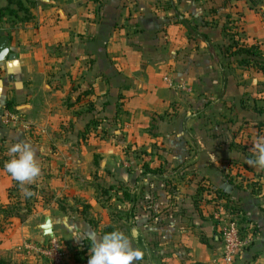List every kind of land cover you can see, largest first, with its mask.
Instances as JSON below:
<instances>
[{"label": "crops", "instance_id": "crops-1", "mask_svg": "<svg viewBox=\"0 0 264 264\" xmlns=\"http://www.w3.org/2000/svg\"><path fill=\"white\" fill-rule=\"evenodd\" d=\"M20 2V9L10 5L14 14L0 15L12 56L0 62V140L30 143L40 174L20 184L0 164V194L14 186V203L29 185L33 201V187L42 186L54 201L72 186L66 194L76 196L79 174L96 164L121 189L112 197L106 187L109 204L101 207L96 196H69L73 207L65 210L31 206L21 223L13 214L11 231L0 227L6 263L49 264L25 247L48 239L38 229L48 215L64 245L99 238L107 225L128 236L131 224L130 242L143 252L132 264H219L222 220L237 218L247 244L234 264H264V170L247 163L254 156L244 144L264 122V73L240 68L226 50L232 34L239 44L258 43L264 58V0ZM7 4L0 0V9ZM8 106L17 119L6 123ZM196 106L214 107L213 116L229 125L241 122L233 131L239 138L204 145L197 132L190 146V122L203 117L188 113ZM126 141L131 152L123 150ZM10 146L0 147L5 161ZM203 185L225 191L239 212L223 210L224 199L215 210ZM81 203L105 221L89 222Z\"/></svg>", "mask_w": 264, "mask_h": 264}, {"label": "rangeland", "instance_id": "rangeland-1", "mask_svg": "<svg viewBox=\"0 0 264 264\" xmlns=\"http://www.w3.org/2000/svg\"><path fill=\"white\" fill-rule=\"evenodd\" d=\"M262 81L263 80L260 79V80H258V83H261ZM187 111L189 114H192L194 112L199 117L201 115H203V117L198 118V119L194 118L190 122L191 128L188 131V134H189V137H188L189 143L188 144L190 146L196 147V140H197L196 133L197 132L199 133L200 140L204 145H214L215 143H218V142L222 143V142H224V139H227L226 142H229L231 137L233 139L239 138V135H234L233 131H236V129H238V125H241L240 124L241 122H238L237 124L233 123L232 125H229L228 121L223 122L220 119H216L214 117V116H216V114H214L215 113L214 107L210 106L208 109L201 111V107L196 106V107H191L190 109H187ZM229 126H230V128H229ZM252 131H253L252 132L253 133L252 139L251 140H245V143H244V144H246L245 148L247 149V151H249L251 153H252V148H253V144H254L256 137L262 136L261 132H259V133L257 132L258 129L256 128V125L254 126V129ZM191 133H192V135H191ZM219 136H221V138H218ZM123 138L125 139V137H123ZM125 140H127V139H125ZM111 142H114V141H111ZM10 143L11 142L8 140H6V141L0 140V147H6L9 145H12ZM123 145H124L123 150H125V151L128 150V152L132 151V149H131L132 145L129 144L127 141ZM5 157H6L5 154H3V153L0 154V164L4 163V161L6 160ZM97 162H99V159H97ZM140 162L141 161H138L137 164H139ZM135 163H136V161H135ZM68 174H70V173L65 172L66 176H68ZM79 176H81L78 179L79 183H81V184L77 183V185H78L77 189L74 188L75 191H77V190L79 191L78 194H76V196L67 195L66 191L73 189V187L72 186L70 188L62 187L60 189L61 193H59L55 196L54 201L50 200L51 199L50 191H48L45 187H42V186L36 187L35 186L32 189V190H35V191H33L34 195H35V199H33V201L30 200V197L24 196L25 198L23 200L20 199V200H17L16 202L13 203V201L11 200V195H12L11 190L14 188V186L8 188V189H10V191H5L6 193L3 192L0 194V214H1L0 221H1V223L4 222V224L0 223V227L3 226V229H4V227L7 226L8 227L6 229L7 232L11 231V230H9L10 229L9 226H10L11 222L9 223V221H7V220L15 212L18 213V210H21V209H25V212L22 215V216H24V217H22V218H24L23 222H25L28 219V217H27L28 212L26 213L27 210L25 208L26 206L28 207L29 210L31 209V206L34 209H36V207H44L46 210H50V207H56L59 210H65L66 207H68V208L73 207L67 201L68 198L74 197L76 199L77 197H79V199L82 200V198H86V197L91 195V196H96V198L98 199V207L99 206L101 207V204H103V205L109 204V203H107L109 200H107V202H106L105 196L108 194V192H106L107 190L105 191V189H107L109 187V189L111 190L110 195L112 197H116L117 190L121 189L119 187V183H117L116 181L110 180L109 182H107V179H106V177L108 176L107 170H106V168L102 169L99 166V164H96L93 169L87 171L86 173L79 174ZM237 179L241 180L240 177H238ZM22 187L24 190L23 194L25 195V190L29 187V185L27 188H24V185H22L21 188ZM2 188H4V185L2 186ZM7 197H9L10 201H7ZM5 198H6V200H5ZM73 202H74V200H73ZM111 203H113V207H110L109 211L113 215L116 216V212H115L116 207H114L115 201L114 202L112 201ZM84 204L81 203L79 205H81V207H83V209L87 212L86 213L87 215L91 214V216H86V219L89 222H93L96 224L98 222L100 223V222L105 221V219L103 220L102 215L99 211L96 212V215H94L93 213H89V210L86 209V207H85L86 204L85 205ZM16 208H19V209L16 210ZM46 210H45V212H46ZM53 213L54 212H52V214ZM18 215H21V214L18 213ZM39 220H42V213H40V215L37 218H33V220H31V222H32L31 226H33L34 223L36 221L38 222ZM236 220H238L239 224H241L240 219L226 217L225 219L222 220L221 226H223L225 224V222H227V221H236ZM114 222L117 224V220ZM118 223H119V225L122 224L121 221H119ZM125 226H126V232H127L128 236H130L129 228H130L131 224L130 225L126 224ZM221 226H220V228H221ZM242 233H243V229L240 226V235L241 236H242ZM219 236H220V229H219L218 235H217L218 243L220 241ZM56 239L59 242L61 248L64 250L65 255H66V258L63 260V262L61 264L67 263L68 258H70L71 260H74V261L78 258H81L82 260L86 259L83 262L88 261L90 254H88V255L83 254L84 252L82 251L83 250L82 247H87L88 244H91V241H89L88 239H84L82 241L81 245H64L63 242H61L58 237H56ZM0 259H3L6 262L5 258H2V256H0Z\"/></svg>", "mask_w": 264, "mask_h": 264}, {"label": "clouds", "instance_id": "clouds-1", "mask_svg": "<svg viewBox=\"0 0 264 264\" xmlns=\"http://www.w3.org/2000/svg\"><path fill=\"white\" fill-rule=\"evenodd\" d=\"M252 153L254 159L247 163L264 170V135L256 137ZM8 154L10 159L4 162L3 171L13 180L20 184L31 183L39 176L40 167L30 143L15 142L8 149ZM25 195L31 196L32 193L26 189ZM89 253L87 264H132L143 259V252L133 247L129 237L119 230L104 233L99 238L93 237Z\"/></svg>", "mask_w": 264, "mask_h": 264}, {"label": "trees", "instance_id": "trees-1", "mask_svg": "<svg viewBox=\"0 0 264 264\" xmlns=\"http://www.w3.org/2000/svg\"><path fill=\"white\" fill-rule=\"evenodd\" d=\"M8 4L5 8L0 9V15L3 13L8 14H14L16 10L11 9L10 5L15 4L20 9L22 8L20 0H7ZM230 36V43L227 45L226 50L229 56H235L237 59V64L240 68H248L253 67L256 71H259L261 73H264V58L262 56L261 49L259 47V44L256 42H253L251 44H239L238 39H235L232 34H229ZM9 111H14L13 108L8 106ZM256 128L258 129V133L261 132V135H264V122H259L256 125ZM145 170L149 173L156 174L159 171L156 169L148 168L146 165L144 166ZM203 190H208L207 196L209 198L206 199L207 202L213 203L214 209L218 210V203L217 201L219 199L226 200L225 204L221 205V208L223 210H226L229 215H235L239 212V209L236 206L229 205L228 206V195L225 191L221 189H210L209 186L206 187L205 185L202 186ZM107 189H105L106 191ZM198 191H201L199 188ZM107 192V191H106ZM27 197V196H26ZM27 212L29 211L28 207H25ZM19 208H16V210ZM15 210V211H16ZM15 217L18 219L19 222H23L22 215H18V213H14ZM20 219V220H19ZM113 230H119L114 225H107L103 228L101 234L111 232ZM243 237V236H242ZM89 245L87 247H83V254L87 255V252L89 250ZM90 254V253H89ZM86 259L82 260L81 258L76 259V262L79 261H85ZM0 264H7L3 259H0Z\"/></svg>", "mask_w": 264, "mask_h": 264}, {"label": "built area", "instance_id": "built-area-1", "mask_svg": "<svg viewBox=\"0 0 264 264\" xmlns=\"http://www.w3.org/2000/svg\"><path fill=\"white\" fill-rule=\"evenodd\" d=\"M170 86H173L169 82ZM4 122H14L17 116L12 111L4 114ZM240 224L238 221H227L220 228V247L217 256L219 264H234L236 259L240 257L247 244L246 239L240 235ZM25 247L45 259L49 264H61L66 258L64 250L55 237L48 238L46 241H30Z\"/></svg>", "mask_w": 264, "mask_h": 264}, {"label": "water", "instance_id": "water-1", "mask_svg": "<svg viewBox=\"0 0 264 264\" xmlns=\"http://www.w3.org/2000/svg\"><path fill=\"white\" fill-rule=\"evenodd\" d=\"M7 43H8V38L5 36H0V62L4 61L7 58L12 57L9 54ZM38 229L41 231L43 237H48V238L54 237L50 216L48 215L44 216L43 222L38 225Z\"/></svg>", "mask_w": 264, "mask_h": 264}]
</instances>
